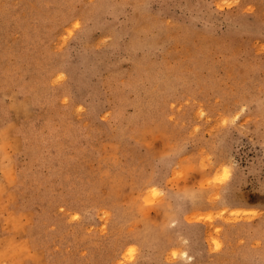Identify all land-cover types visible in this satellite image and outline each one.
Listing matches in <instances>:
<instances>
[{
    "label": "rangeland",
    "instance_id": "374dc122",
    "mask_svg": "<svg viewBox=\"0 0 264 264\" xmlns=\"http://www.w3.org/2000/svg\"><path fill=\"white\" fill-rule=\"evenodd\" d=\"M0 264H264V0H0Z\"/></svg>",
    "mask_w": 264,
    "mask_h": 264
}]
</instances>
